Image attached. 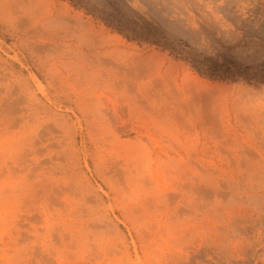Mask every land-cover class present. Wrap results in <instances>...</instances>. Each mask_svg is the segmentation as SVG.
I'll use <instances>...</instances> for the list:
<instances>
[{
	"label": "rangeland",
	"instance_id": "rangeland-1",
	"mask_svg": "<svg viewBox=\"0 0 264 264\" xmlns=\"http://www.w3.org/2000/svg\"><path fill=\"white\" fill-rule=\"evenodd\" d=\"M0 264H264V0H0Z\"/></svg>",
	"mask_w": 264,
	"mask_h": 264
}]
</instances>
